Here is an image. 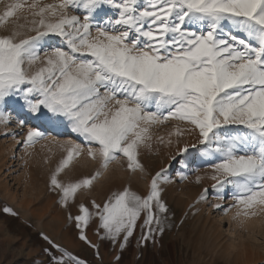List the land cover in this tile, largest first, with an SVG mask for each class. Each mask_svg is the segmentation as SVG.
Segmentation results:
<instances>
[{
    "label": "snow or ice",
    "instance_id": "6c2138e0",
    "mask_svg": "<svg viewBox=\"0 0 264 264\" xmlns=\"http://www.w3.org/2000/svg\"><path fill=\"white\" fill-rule=\"evenodd\" d=\"M105 6L114 14L97 21ZM21 10L27 15L18 16ZM0 27V122H10L3 109L12 101L32 119L66 123L101 168L122 154L128 170L141 173L138 149L151 139L150 127L184 122L197 139L178 155L198 152L212 172L211 188L233 189L237 216L264 206V0H12L0 13ZM53 38L62 46L45 48ZM43 135L30 127L23 142ZM60 147L65 155L50 185L66 205L99 172L62 182L59 174L82 151L72 141ZM164 172L151 176L146 195L126 186L102 206L93 201L94 212L80 204L74 217L80 239L87 241L83 229L93 215L101 238L115 244L122 236V249L141 213L147 229L142 239L162 232ZM53 247L59 254L50 255V264H86Z\"/></svg>",
    "mask_w": 264,
    "mask_h": 264
},
{
    "label": "rangeland",
    "instance_id": "374dc122",
    "mask_svg": "<svg viewBox=\"0 0 264 264\" xmlns=\"http://www.w3.org/2000/svg\"><path fill=\"white\" fill-rule=\"evenodd\" d=\"M10 2L0 0V13ZM74 14L83 19L82 13ZM113 14L114 10L105 6L96 19L100 21ZM17 15L23 17L27 12L21 10ZM0 34H5L2 27ZM51 46H62V41L53 38L45 48ZM3 110L10 122H0V264H50V255L59 254L53 245L73 253L86 264H264V206L249 210L255 215L237 216L241 208L232 198L233 189L226 187L221 192L211 188L215 183L210 179L212 172L198 158V152L178 155L179 148L196 143L197 139L196 134L185 130L184 122L168 120L150 127L147 135L151 139L138 149V159L145 169L141 173L129 171L127 158L122 154L107 168H101L99 158L87 156L89 145L70 132L64 122L32 119L12 101ZM20 120H25L23 126ZM30 127L38 128L44 135L32 144H25ZM177 128L185 130L184 134L176 135ZM70 141L80 145L82 155L74 158L58 179L68 182L91 177L96 172L99 175L65 205L61 203L59 190L51 187L50 177L65 155L60 145L67 147ZM161 169H165L167 177L160 185L161 198L168 209L161 214L162 232L157 230L151 238L142 239L147 229L141 228L145 219L141 213L122 249V236L115 244L101 238L103 229L99 228V218L93 215L83 229L87 241L80 239L74 219L80 214V204L94 212L93 201L102 206L112 192L126 186L146 195L151 176ZM205 189L208 193L200 199ZM5 207L11 211L4 212Z\"/></svg>",
    "mask_w": 264,
    "mask_h": 264
},
{
    "label": "bare ground",
    "instance_id": "6f19581e",
    "mask_svg": "<svg viewBox=\"0 0 264 264\" xmlns=\"http://www.w3.org/2000/svg\"><path fill=\"white\" fill-rule=\"evenodd\" d=\"M97 193V192H96ZM165 194V193H164Z\"/></svg>",
    "mask_w": 264,
    "mask_h": 264
}]
</instances>
